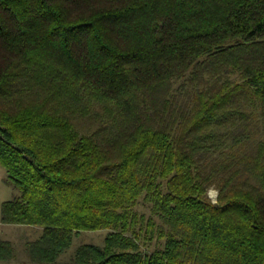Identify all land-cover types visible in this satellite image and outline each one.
<instances>
[{"label":"trees","instance_id":"trees-1","mask_svg":"<svg viewBox=\"0 0 264 264\" xmlns=\"http://www.w3.org/2000/svg\"><path fill=\"white\" fill-rule=\"evenodd\" d=\"M0 166L34 264H264V0H0Z\"/></svg>","mask_w":264,"mask_h":264},{"label":"rangeland","instance_id":"rangeland-1","mask_svg":"<svg viewBox=\"0 0 264 264\" xmlns=\"http://www.w3.org/2000/svg\"><path fill=\"white\" fill-rule=\"evenodd\" d=\"M5 178V171L0 166V207L4 201L10 200L17 194V190L4 183L3 180ZM217 194V190L213 187L207 192V197L213 204L217 202ZM137 210L146 214L148 213V210L141 205L137 207ZM39 234L40 229L38 228L25 225H5L0 222V241L10 242L13 248V257L9 261H0V264H34L30 261L26 249L27 243L36 239ZM106 234L107 230L81 232L74 237L71 247L55 264H68L75 249L82 244L102 245ZM145 237L146 241H144ZM138 242L141 246L148 244L150 249L162 244V241L157 238L155 233L149 232V234L144 235L143 231L140 232Z\"/></svg>","mask_w":264,"mask_h":264}]
</instances>
